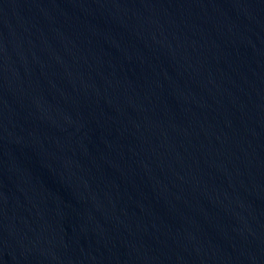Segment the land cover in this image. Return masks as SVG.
<instances>
[{"label":"water","instance_id":"obj_1","mask_svg":"<svg viewBox=\"0 0 264 264\" xmlns=\"http://www.w3.org/2000/svg\"><path fill=\"white\" fill-rule=\"evenodd\" d=\"M0 264H264V0H0Z\"/></svg>","mask_w":264,"mask_h":264}]
</instances>
